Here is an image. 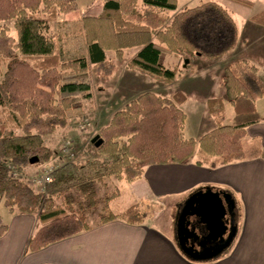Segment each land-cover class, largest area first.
Here are the masks:
<instances>
[{"label": "trees", "instance_id": "trees-1", "mask_svg": "<svg viewBox=\"0 0 264 264\" xmlns=\"http://www.w3.org/2000/svg\"><path fill=\"white\" fill-rule=\"evenodd\" d=\"M102 1L98 16L67 22L58 17L76 10L73 0H0V66L4 64L2 72L0 68V204L10 214L35 215L38 220L24 254L89 231L85 213L97 205L96 186L107 179L131 183L142 176L146 165L182 164L194 154L196 165L211 168L248 156L264 159V150L255 153L245 141L249 124H225L223 99L207 101L215 127L195 140L184 136L185 114L178 108L185 101L182 94L167 99L144 93L114 113L100 131L101 144L92 145L99 158L65 160L51 173L44 193L30 180L14 177L12 166L23 174L29 165L49 162L52 151L46 140L72 123L69 118L80 110L79 96L90 100V73L108 78L124 51L139 48L128 69L169 85L180 71L163 65L165 54L215 59L230 52L237 41L234 20L214 2L185 9L170 19L168 12L175 10L177 0ZM228 1L246 8L253 5V0ZM207 13L219 20L211 43L209 26L196 22ZM249 20L264 27V10ZM8 22L16 31L15 39L8 34ZM105 52H113V58L107 59ZM257 73L244 59L223 69L225 99L235 115L255 113L256 101L264 96ZM104 207L98 224L144 222L137 204L122 211L107 209V202ZM7 230L0 216V237Z\"/></svg>", "mask_w": 264, "mask_h": 264}, {"label": "crops", "instance_id": "crops-1", "mask_svg": "<svg viewBox=\"0 0 264 264\" xmlns=\"http://www.w3.org/2000/svg\"><path fill=\"white\" fill-rule=\"evenodd\" d=\"M194 2L195 0H177L175 10L169 11L168 14L173 17L185 9L207 3L192 6ZM253 6L254 3L249 9ZM261 10H264V6ZM100 11L99 6L96 13L90 15L97 16ZM239 41L237 31L234 47L236 44L239 45ZM133 49L135 51L125 62L123 70V73L128 74L126 91L128 103L144 93L171 99L173 95H167L163 86L157 88L156 85L160 82L126 67L139 51V48ZM230 52L215 59L186 53L163 56V65L166 68H176L180 71L173 82L180 81L177 93L185 97V101L178 105V108L185 114L186 138L198 140L214 129L215 123L207 108V101L212 99L210 92L214 86L211 72L213 68H218L215 67L218 61ZM105 55L107 59L113 58L111 52H105ZM119 63L115 62L116 70L112 75L118 71ZM229 64L222 65L221 70L223 71ZM257 75L259 77V71ZM259 79L261 80L260 77ZM218 83L223 88V93L217 98L223 99L226 119V107L232 106L225 99L222 77ZM263 100L264 96L256 101L255 113L235 115L248 119L238 124H249L246 127L245 141H250L254 152L264 150V114L259 119L256 116L258 104ZM190 103L194 106L191 107ZM187 110L193 116L188 136H186L189 119ZM196 160L197 156L194 154L182 164L146 165L142 176L134 182L110 179L98 184L103 188L109 186L112 189L107 196L109 199L104 201L107 202V209L111 211H122L132 205L142 204L150 197L153 200H161L163 210L152 219L145 216L144 222L140 225H129L119 220L106 224H98L95 221L89 224L92 227L89 231L78 233L37 252L24 254L25 243L36 231L38 220L35 215H11V222L7 224L8 230L0 238V256L7 255L9 258L3 264H11V260L16 257L19 264H264V159L259 156H248L244 160L216 168L196 165ZM204 189L224 192L230 196L234 203L233 223L236 232L230 244L217 257L198 262L183 254L178 246L174 227L176 211L186 202L185 198ZM128 192L135 199L129 206Z\"/></svg>", "mask_w": 264, "mask_h": 264}, {"label": "rangeland", "instance_id": "rangeland-1", "mask_svg": "<svg viewBox=\"0 0 264 264\" xmlns=\"http://www.w3.org/2000/svg\"><path fill=\"white\" fill-rule=\"evenodd\" d=\"M76 4V10L71 11L66 14H60L58 17V21H79L84 17L91 16V13H96L99 6L102 10V0H73ZM204 2H214L223 7L229 15L234 20L238 36L240 38L239 45L236 44L234 49L221 60L218 61V68H213L214 70L211 72L212 80L214 82V86L211 89V97L217 98L223 93V88L220 86L218 81L221 82V70L222 65L233 63L240 59H246L254 65L259 71V77L264 82V28L252 23L249 19L250 16L259 12L264 6V0H253L254 6L252 9L243 7L241 5L235 4L226 0H195L192 6H196L200 3ZM101 12V11H100ZM100 14V13H99ZM98 14V15H99ZM97 15V16H98ZM168 18H172L169 14ZM218 18L216 15L212 13H207L201 17H199L196 22H205L209 26L210 36L209 41L211 43L212 37L216 35L218 29ZM7 26L9 28L8 34L15 39L16 31L13 28L12 22H8ZM215 40V38L213 37ZM244 39V40H242ZM134 49L126 50L124 53L123 60L118 61V71L112 75V77H108L106 79H102L100 75L90 73L89 82L91 85V98L90 100L83 99L79 96V105L80 110L72 115L69 119H73L72 123L68 124L64 128H58L56 131L46 140L47 147L52 151V158L49 162L41 165H29L25 168L24 173H19L14 166L11 167V172L14 177H21L24 181L30 180L29 182L36 187H38V191L44 193V186H41L36 181L40 180L41 176L45 171L49 170L48 168L54 170L57 166L65 162V160L70 161H89L92 159H97L99 156L94 152L91 143L93 137L98 136L100 131L104 129L111 121L114 113L124 108L126 103H128V74L123 73L125 70L124 65L125 62L128 61V58L134 52ZM113 55L114 53L111 52ZM116 62V61H114ZM212 65V64H211ZM1 72L4 70V64L0 66ZM220 69V70H219ZM220 73V74H219ZM1 74V73H0ZM178 77V76H177ZM176 77V78H177ZM1 78V76H0ZM179 82V83H178ZM156 84V83H154ZM159 86H163L164 91L167 95H174L177 93V89L179 87L180 81H175L171 85H164L163 83H157ZM104 89V90H102ZM94 95V97H93ZM192 97V96H191ZM195 99V98H193ZM201 99V98H200ZM194 102V101H192ZM191 102V103H192ZM191 107L194 105L191 104ZM188 111V110H187ZM188 113V124L186 130V136H188V129L192 124V115ZM264 114V100L258 104V115L259 119ZM255 116V117H256ZM199 117V115H198ZM68 119V120H69ZM248 120L246 117H236L232 108L230 106L226 107V119L225 124L227 125H237L238 123H243ZM74 122V123H73ZM70 142V145L67 147V143ZM250 143V141H248ZM67 151V152H64ZM54 165V166H53ZM113 179V178H111ZM110 180V179H107ZM105 180V181H107ZM115 180V179H113ZM34 181L36 183H34ZM104 181V182H105ZM103 183V182H102ZM99 188V190H98ZM112 192L111 187L106 186L102 187L101 185L96 186V202L97 205L92 209L86 211V218L88 224L98 222V215L103 214L105 211L104 200L108 198ZM196 192H193V195ZM131 193L128 192V206L134 203V197H131ZM188 196V198L190 197ZM187 197L185 199H188ZM140 208L142 213L148 218L152 219L158 213L163 210V203L161 200H153L151 197L149 200H144L142 204H140ZM8 213L7 209H5L0 204V216L1 220L4 224H8L11 222V215H15ZM5 235V234H4ZM3 235V236H4ZM1 238V237H0ZM7 255L0 256V264H3L4 261L8 260ZM11 264H19L18 257L11 260Z\"/></svg>", "mask_w": 264, "mask_h": 264}, {"label": "water", "instance_id": "water-1", "mask_svg": "<svg viewBox=\"0 0 264 264\" xmlns=\"http://www.w3.org/2000/svg\"><path fill=\"white\" fill-rule=\"evenodd\" d=\"M91 143H94L96 146H98L101 144V141L98 140V136H95L92 138ZM196 196H202L200 203H198L199 205L197 204L196 200H194V197ZM188 200L192 206L194 205V203L198 205V209L191 214H195V216L199 218L200 223L205 226V229L208 233L206 239L211 240L216 239L217 237H222L227 228L224 217L228 212L231 216L233 214L234 203L231 200L230 196L224 192H215L211 189H204L191 195L186 200V202ZM189 202H187V204ZM230 222L231 231L229 232L224 245L219 249L205 252L203 250H195L192 245L185 249V246L188 245L190 241V230L188 227V223L184 222V217H182L181 219L177 217L175 226L178 246L183 254L193 261L199 262L211 260L217 257L222 252V250L225 249L232 241L236 232V226L233 223V219Z\"/></svg>", "mask_w": 264, "mask_h": 264}, {"label": "flooded vegetation", "instance_id": "flooded-vegetation-1", "mask_svg": "<svg viewBox=\"0 0 264 264\" xmlns=\"http://www.w3.org/2000/svg\"><path fill=\"white\" fill-rule=\"evenodd\" d=\"M201 199L202 196L194 197V200H196L197 204L200 203ZM187 202H189V200ZM187 202L181 204V206L177 209L175 216V225H176L177 217H179L180 219L184 217V222L188 223V227L190 230L189 232L190 241L189 244L185 246V249L188 248L190 245H192L195 250L198 251L203 250L205 252L221 248L224 245L229 232L231 231L230 221L233 219L232 217L233 214L231 216L230 213L228 212L224 217V221L227 224L226 226L227 228H226V232L222 235V237H217L216 239L207 240L206 237L208 233L205 229V226L200 223L199 218L195 216V214L193 215L191 214L198 209L199 204L196 205V203H194V205L192 206L190 202L188 204ZM174 232L176 236V226L174 227Z\"/></svg>", "mask_w": 264, "mask_h": 264}, {"label": "built area", "instance_id": "built-area-1", "mask_svg": "<svg viewBox=\"0 0 264 264\" xmlns=\"http://www.w3.org/2000/svg\"><path fill=\"white\" fill-rule=\"evenodd\" d=\"M66 143H67L66 145L68 147V145H70V142H66ZM64 152H67V151H64ZM48 169L49 170L45 171L44 174L41 176L39 182H38V180L36 181L41 186H44L47 183H50L52 181V175H51V173L53 172V170L50 169V168H48ZM36 182L34 181V183H36Z\"/></svg>", "mask_w": 264, "mask_h": 264}, {"label": "bare ground", "instance_id": "bare-ground-1", "mask_svg": "<svg viewBox=\"0 0 264 264\" xmlns=\"http://www.w3.org/2000/svg\"><path fill=\"white\" fill-rule=\"evenodd\" d=\"M54 166V165H53Z\"/></svg>", "mask_w": 264, "mask_h": 264}]
</instances>
